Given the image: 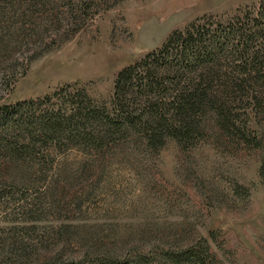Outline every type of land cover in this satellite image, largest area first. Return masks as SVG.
<instances>
[{
  "label": "rangeland",
  "instance_id": "obj_1",
  "mask_svg": "<svg viewBox=\"0 0 264 264\" xmlns=\"http://www.w3.org/2000/svg\"><path fill=\"white\" fill-rule=\"evenodd\" d=\"M262 1L0 0V107L34 101L30 120L0 121V264H264V87L242 70L264 39L241 37L264 30ZM186 29L199 55H157ZM151 52L157 80L139 66L127 107L172 118L179 92L207 81L217 102L187 141L43 136L40 116L70 113L76 92L112 117L116 74Z\"/></svg>",
  "mask_w": 264,
  "mask_h": 264
},
{
  "label": "trees",
  "instance_id": "obj_2",
  "mask_svg": "<svg viewBox=\"0 0 264 264\" xmlns=\"http://www.w3.org/2000/svg\"><path fill=\"white\" fill-rule=\"evenodd\" d=\"M259 9L260 14L263 13L264 0L260 3ZM257 31L260 32L258 33ZM201 35L199 29L195 31L191 29L175 31L168 37L158 51L161 54L157 55H162L163 52L167 53L175 45L176 47H180L179 54L182 56L187 53L191 54V52L199 55V51L196 50L198 46L195 36L201 39ZM256 36L264 39V30L256 29L248 33H241L243 43H249ZM194 48H196L195 51H193ZM158 56H153V52L148 53L133 65L121 69L116 74L112 95L116 113L112 117L101 109L91 105L89 99H86L83 92H76L74 97H76L77 101H74V103L77 104V107L75 109L73 108V111L70 113L66 114L65 112H61L59 108L54 112L47 110L40 116V129L43 132V136L49 137L54 135L60 138L79 136L92 142L94 145H101L113 134L130 129L134 132H143L147 140L154 145L162 144V137L166 134L176 140L187 141L194 133L198 132L194 115L197 112L205 111V108L213 106L217 102L213 97L208 95L205 87L208 84L207 81L201 80L198 83H193L191 86L179 92L177 97L171 101L170 109L172 118L165 116L162 111L163 109L160 107L161 105L156 103V101L149 100L143 112H138L134 108L129 109L127 107V92L132 91L134 81H140L138 83H142V78L140 75L138 76L137 72L139 66L143 67L147 87L151 89L154 86L159 69V64L157 63ZM242 70L247 72L252 70L255 74V82H260L261 86L264 87V79H262L264 78V58L260 59L259 56L253 55L249 64H245ZM49 97V95L45 96L44 100H48ZM39 102L41 101L38 100V104ZM255 102L258 105V100L255 99ZM33 104L34 101L29 100L11 105H2L0 107V121L6 122L12 116H17L20 120L24 118L30 120V116L27 113L34 108L31 107ZM24 105L28 107L26 106L27 108H25ZM219 105L215 111L217 112L216 118L221 128L224 130L233 129L231 127L232 118L230 112L228 109H224L221 104ZM18 123L20 124V122ZM19 124H17L18 127L20 126ZM17 126L16 129L18 128ZM26 130L28 128H25ZM28 132L31 133V130L29 129ZM261 169L263 171L264 166Z\"/></svg>",
  "mask_w": 264,
  "mask_h": 264
}]
</instances>
